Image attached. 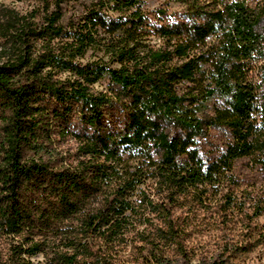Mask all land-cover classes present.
<instances>
[{"label": "trees", "instance_id": "obj_1", "mask_svg": "<svg viewBox=\"0 0 264 264\" xmlns=\"http://www.w3.org/2000/svg\"><path fill=\"white\" fill-rule=\"evenodd\" d=\"M147 1L67 25L0 4V264H231L261 244L235 162L264 167V0ZM211 129L231 135L214 159Z\"/></svg>", "mask_w": 264, "mask_h": 264}, {"label": "rangeland", "instance_id": "obj_2", "mask_svg": "<svg viewBox=\"0 0 264 264\" xmlns=\"http://www.w3.org/2000/svg\"><path fill=\"white\" fill-rule=\"evenodd\" d=\"M167 1L168 0H148L147 7L150 9L158 8L163 4H166ZM95 2L96 0H0V4L15 8L24 14L34 15L35 20L41 24L46 21L52 11L60 9L62 13L60 23L63 25H67L72 17L79 18V16L90 9ZM153 39L158 41L156 37ZM56 41L62 40L57 39ZM103 56L102 52L90 49L86 54L84 61H96ZM114 66L118 67L119 65L114 64ZM63 76L70 77L71 74L66 73ZM109 83V78L105 77L102 81L96 84V87L100 90H108ZM222 103L221 99H210L205 104V111L212 113L214 107L221 105ZM108 121L113 125H118L117 117L110 116L108 117ZM230 139L231 135L227 129H211L209 137L199 143L201 154L206 158H217L220 156ZM235 175L240 183H242V188L245 189L244 194L247 197H255L257 195L264 196V167L262 164L256 163L249 157L239 158L235 162ZM250 227L255 230L252 235L248 233L246 236L248 239H251V237L257 238L259 237V233L262 232L263 235L260 238L261 244H258L249 252L236 254L237 257L230 260L231 264H264V213L253 219ZM229 229L226 227L218 233L219 236L217 240L220 243L230 240L233 237L234 241L238 240L237 231L234 229V232H232L233 234H229ZM204 240L207 241L208 244H211L214 242V237H204ZM208 255H211V252H208ZM223 257L224 258L222 259H225L226 255ZM41 260H43L42 256L35 258V264H40L39 261Z\"/></svg>", "mask_w": 264, "mask_h": 264}]
</instances>
